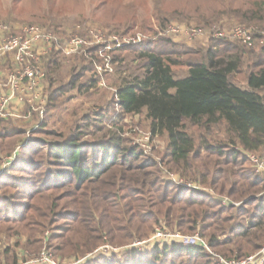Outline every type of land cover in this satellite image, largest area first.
<instances>
[{
    "label": "trees",
    "instance_id": "1",
    "mask_svg": "<svg viewBox=\"0 0 264 264\" xmlns=\"http://www.w3.org/2000/svg\"><path fill=\"white\" fill-rule=\"evenodd\" d=\"M212 1L207 8L213 12L212 17L220 16L222 11L251 21L260 17L261 8L255 11L250 7L242 12L234 9L233 0ZM216 5L224 9L218 12ZM202 6H196V13L202 12ZM178 46L172 38L159 37L142 47H131L143 60L144 72L121 81L117 88L118 105L126 114L145 111L152 134L166 136V165L172 164L173 173L191 178L200 187L163 179L157 162L150 165L152 169L134 163L141 156L135 148L124 151L100 144L89 154V145L80 139L82 131L77 126V133L49 145L46 163L44 158L38 162L29 158L23 160L27 168L17 167L23 172H38L42 168L45 171L35 178L29 175L28 186L18 189L19 197H11L16 201L4 205L7 211L0 218V233L24 231L27 248L50 244L47 240L51 237L45 230L54 220L57 202L70 198L64 219L72 225L67 224L52 236L60 240L56 249L51 245L46 248L68 258H85L79 264H220L197 242L174 240L162 245L130 246L134 240L149 239L163 225L184 235L201 233L210 248L228 259L243 258L263 247L264 174L257 173L253 165L244 167L247 161L242 158V151L261 152L259 156L264 159V46L256 50L229 39H211L208 47L199 50L184 45L181 48L186 49L179 50ZM103 48L98 45L90 50L97 55ZM186 55L193 58L183 60ZM61 56L60 51H54L47 65L49 104L41 128L53 118L66 91L67 85L53 87L55 75L63 68ZM81 58L88 60L89 65L99 60L98 56L94 61ZM180 64H186L187 72L177 77L173 66ZM243 66L248 89L231 80ZM87 68L73 67L71 88L86 85L80 77ZM102 79L101 75L89 79V88ZM60 119L63 120L62 115ZM187 120L206 130L225 125L228 142L217 145L204 138L197 146L185 127ZM67 122L63 120L64 124ZM40 130L43 129L33 132ZM24 133L10 121L0 119V161L3 154L12 150L5 140ZM32 142L36 141H29L25 151H37ZM211 155L216 159H210ZM12 168L10 164L2 171L0 185ZM172 168L169 167L170 171ZM204 186L214 191L207 192ZM214 192L236 200L252 196L242 205L232 206L217 201ZM111 243L121 247V251L99 252V246ZM6 251L0 250V263ZM16 261L11 264H17Z\"/></svg>",
    "mask_w": 264,
    "mask_h": 264
},
{
    "label": "rangeland",
    "instance_id": "2",
    "mask_svg": "<svg viewBox=\"0 0 264 264\" xmlns=\"http://www.w3.org/2000/svg\"><path fill=\"white\" fill-rule=\"evenodd\" d=\"M212 2V0H0V22H8V24L14 26L38 25L53 33H57L64 39H67L72 34L87 35V28L93 26L112 35H117L120 41L118 47L112 44L110 48L106 47L103 50H99L97 55L93 54L94 51H92L93 58L99 57L96 63L93 58L84 53L68 58L61 56L63 68L58 75H55L57 80H55L56 83L53 87L58 84L67 85L66 91L63 92L61 105L55 110L53 118L45 126L41 128L42 122L37 121L33 123L25 120H18L19 122L9 120L13 127L24 130L25 133L5 140L7 146H12V150L3 154L4 158L2 159L3 161H0V166L8 159H14L10 163L11 165L13 164V170L7 172V175L3 177L5 182L0 185V218L6 215L7 210L4 205H10L11 201H16L11 200V197H19L18 189H25L28 186L27 177L30 175V177L35 178V175L38 173L42 175L43 171H45V168H42L38 172H31L30 169L23 172L17 167L27 168L28 166L23 160L29 158L37 162L39 159L44 158V163H46V151L49 145L57 141H63L72 132L77 133V126L80 129L79 131H82L80 139L89 145V154L100 144L112 147L117 146L119 150L124 151L129 148H135L141 156L134 163H138L143 168H149L150 165L157 162L158 167L162 170L160 175L163 179L174 181L173 178L175 176L183 183L191 182L193 185L200 187L191 178L181 176L178 174L179 172L177 174L173 173L175 169L172 168V164L169 165L173 169L170 171L168 164L166 165L168 158L165 159L164 155L167 146L166 136L152 134L151 121L147 118L145 111L140 114L122 112L118 105L117 88L126 77L132 74L141 75L144 72L143 60L137 56V53L132 51L133 46L142 47L148 42H155L159 37H167L163 33L171 24H181L188 27H205L209 25L212 27L216 24L224 25V27L242 25L245 27H258V31H264V0H233L234 9H241L242 12L251 8L258 11L261 8L259 19L252 21L245 19L244 16H238L234 12L227 13L222 11L224 7L219 5H216L218 6L216 9L218 12L222 11L219 12L221 15L212 17L213 12L207 9ZM199 4H203L202 12L196 13L198 11L195 8ZM200 14L202 17L199 16ZM261 39H264V34L258 36L256 46L253 49L258 50L261 47ZM173 42L179 45L177 47L179 50L186 49L184 47L181 48L182 45L199 50L208 47L211 39L203 37L191 42L185 39H175ZM85 49H88V47ZM82 56L90 59L89 61L92 59L94 64L90 63L91 65H89L88 60L87 62L82 61ZM188 57L190 56L186 55L182 59L186 60ZM192 58L190 57V59ZM97 65L102 66L101 73H99ZM83 66L88 68L84 70L80 81L85 82L86 85L81 88H79V85L78 89L77 87L71 88L70 82L75 73V71L72 72L73 67L79 70L83 69ZM173 71L177 77H182L187 72V66L186 64L175 65L173 66ZM98 75L104 77L100 81H103L105 86H101L98 82L97 85L95 84L92 88H89V79H95ZM231 80L244 89L249 88L247 71L244 66L231 76ZM61 115L63 120L68 121L67 123H63V120L60 119ZM36 125L39 126L34 129ZM185 127L195 138L197 146L204 138L209 139L210 143L217 145H225L224 143L229 140L223 124L213 126L211 130H206L203 127L192 125L187 120ZM38 129L43 130L33 132ZM29 131H31L30 134ZM32 139L36 141L32 142V144L37 147V151L31 152L30 144H28L30 145L28 146L29 150L25 151L24 147ZM38 151L40 152L38 153ZM261 154V152L242 151V158L247 161L244 167L251 168L253 165L251 156L260 157L259 155ZM210 159L216 158L211 155ZM150 169L152 168L150 167ZM173 174L174 176L171 177ZM17 185L20 188H17ZM203 189L207 192L214 191L206 186ZM214 193L217 201L220 200L226 205L230 203L232 206H240L252 196L236 200L231 197H222L216 192ZM224 199L226 203L223 202ZM69 201L70 198H64L57 202L56 215H53L54 220L45 230L47 236L51 237L50 242L47 240V243L50 244L43 243L41 245L42 249L38 248V245H32L27 248L24 245L27 240L24 231L18 233L14 229L11 232H1L0 250L3 252L5 250L8 251H6L0 264L3 262H5L4 264H11L16 259L18 261H16L17 264L24 263L26 262L25 256L29 260L42 250H48L46 248L48 245H51L53 250L56 249L60 240L52 236L59 233V229L63 230L67 227V224H70L64 219V217H67L66 209L70 207L68 205ZM99 213L102 214V211H99ZM158 227L162 230H168L164 225ZM36 236L40 237L38 233H36ZM136 241L139 240H134L132 244ZM261 243V245H264V241ZM111 244V246L104 245L112 247L110 249L101 248L103 245H98V248H101L100 250L104 252H108L111 249L113 251H121V247ZM40 249L41 251L38 253ZM215 252L221 254L218 251ZM52 253L62 262L78 261L74 257L62 256L61 252Z\"/></svg>",
    "mask_w": 264,
    "mask_h": 264
},
{
    "label": "built area",
    "instance_id": "3",
    "mask_svg": "<svg viewBox=\"0 0 264 264\" xmlns=\"http://www.w3.org/2000/svg\"><path fill=\"white\" fill-rule=\"evenodd\" d=\"M163 34L173 40L185 39L188 42L203 37H207L208 39H229L254 48L256 46V39L260 34H264V31H258V27H245L242 25L224 27V25L220 26L216 24L212 27H188L181 24H171ZM112 44L116 47L120 45L117 35H112L93 26H89L87 35L72 34L67 39H64L57 33H53L38 25L14 26L0 22V59L4 56L12 55L16 63V66L9 72L6 81L0 82V117L28 119L34 112H37L40 115V120H43L45 116V98H42L39 88L47 75L44 65L45 60H49L54 51H60L63 58L80 53L93 58L92 51L90 50L91 47L102 45L105 48H110ZM261 44V47L264 46V39H261ZM86 47L88 49H85ZM97 68L99 73H101L102 66L97 65ZM99 84L105 86L103 81H100ZM5 88L9 90L8 94L3 93ZM13 99L17 102V108L21 106L28 108L27 114L22 115L17 111L11 112L6 109ZM38 126L36 125L34 129L38 128ZM11 160L8 159V161L0 166V175L10 165ZM251 161L255 171L264 174V159L251 156ZM173 176L174 174L171 177ZM173 180L175 183L187 187H197L191 182L183 183V181H179L175 176ZM223 202L226 203V200L224 199ZM174 240L186 243H199L220 264H264V245L259 251L243 258L228 259L210 248L201 233L184 235L179 231L171 232L169 230H162L159 227L149 239L136 241L130 246L162 245ZM101 248L110 249L112 247L103 246ZM84 259L75 262H62L52 252L44 249L38 255L21 264H79Z\"/></svg>",
    "mask_w": 264,
    "mask_h": 264
},
{
    "label": "crops",
    "instance_id": "4",
    "mask_svg": "<svg viewBox=\"0 0 264 264\" xmlns=\"http://www.w3.org/2000/svg\"><path fill=\"white\" fill-rule=\"evenodd\" d=\"M4 23L8 24V22H4ZM9 25H12V24H9ZM49 62H50V58H49V60H45L44 65H45L46 70H47V65H48ZM15 66H16V63H15V60H14L12 55H7V56H4V57H2L0 59V82H5L6 81L9 72ZM47 73H48V70H47ZM49 89H50V82L47 79V75H46L45 80L42 82V85L39 88V93L41 94L42 98H45V115L48 112ZM3 93L4 94H8L9 90L7 88H5ZM6 109L8 111H11V112L17 111L20 114L25 115V114H27V109L28 108L24 107V106H21V107L17 108V102L15 101V99H13L10 102L9 106H7ZM44 118H45V116H44ZM0 119L7 120V121H9V120H13V121L25 120V121H30V122H33V123H35V121L40 122V123L42 122V120H40V115L37 112H34L32 114V116L30 118H28V119H25V118H13V117H5V118H1L0 117Z\"/></svg>",
    "mask_w": 264,
    "mask_h": 264
}]
</instances>
